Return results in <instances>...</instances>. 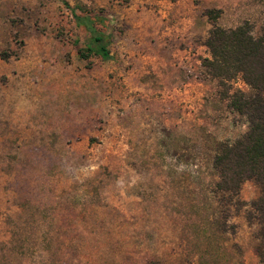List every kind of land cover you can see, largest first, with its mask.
Instances as JSON below:
<instances>
[{
	"label": "rangeland",
	"instance_id": "374dc122",
	"mask_svg": "<svg viewBox=\"0 0 264 264\" xmlns=\"http://www.w3.org/2000/svg\"><path fill=\"white\" fill-rule=\"evenodd\" d=\"M210 10L264 25V0H0V264H264L257 185L211 192L247 124L203 72Z\"/></svg>",
	"mask_w": 264,
	"mask_h": 264
},
{
	"label": "trees",
	"instance_id": "16d2710c",
	"mask_svg": "<svg viewBox=\"0 0 264 264\" xmlns=\"http://www.w3.org/2000/svg\"><path fill=\"white\" fill-rule=\"evenodd\" d=\"M217 14L216 10L208 11L213 27L204 41L209 57L201 65L204 75L216 80L220 98L244 118L247 130L233 142L215 144L212 166L217 181L211 192L214 196L238 194L246 181L257 185L260 195L254 203L259 226L256 253L264 261V25L258 34L253 33L248 21L224 28L215 24ZM76 20L90 35L86 45L78 48V55L110 59L109 38L96 28L95 18L76 15ZM238 79L245 89L234 87Z\"/></svg>",
	"mask_w": 264,
	"mask_h": 264
}]
</instances>
